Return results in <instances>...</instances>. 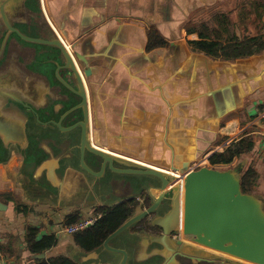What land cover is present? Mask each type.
I'll use <instances>...</instances> for the list:
<instances>
[{
  "label": "crops",
  "instance_id": "obj_1",
  "mask_svg": "<svg viewBox=\"0 0 264 264\" xmlns=\"http://www.w3.org/2000/svg\"><path fill=\"white\" fill-rule=\"evenodd\" d=\"M42 9L73 58H81L92 72L89 81L83 78L90 139L98 149L168 172L190 171L192 161L209 164L211 155L246 132L256 145L264 136L259 128L264 127V52L229 60L221 56L228 54L224 51L215 57L193 47L202 36L207 41L221 37L226 45L233 38L263 35L264 0H42ZM151 32L166 45L151 49ZM262 157L254 151L234 163L244 165V172ZM60 159L35 169L24 162L17 144L0 151V264H37L26 250L28 227L38 229V239L57 237L47 258L96 264L82 263L89 253L55 224L64 225L76 211L82 220L94 217L96 208L138 195V185L120 175H110L112 184L99 179L101 185L95 186L78 165L61 173L56 170L62 168ZM63 210L68 213L57 221ZM111 246L123 247V239ZM150 251L143 240L129 259L145 261ZM97 255L112 257L113 264L121 260L106 251Z\"/></svg>",
  "mask_w": 264,
  "mask_h": 264
},
{
  "label": "water",
  "instance_id": "obj_2",
  "mask_svg": "<svg viewBox=\"0 0 264 264\" xmlns=\"http://www.w3.org/2000/svg\"><path fill=\"white\" fill-rule=\"evenodd\" d=\"M29 0H0V29L6 27L10 32H16L24 41L35 43L47 48L45 52L52 57V63L56 67L55 78L58 84H54L57 89L50 90L52 79L49 75H34L36 83L24 82L23 92L34 90L36 94L44 95L46 101L52 100L60 108V112L66 108L70 111L66 115H71V121H65L70 127H62L64 121H52L51 125L57 127L61 133L75 134L77 129L81 130L82 136L80 149L92 154L101 160V171L96 173L88 168L82 157V168L88 171L93 177L114 182L110 175L105 173L110 170L115 175L120 176H142L155 178L163 183L162 191H165L169 180L174 177L163 171L137 163L131 159H122L111 155L93 146L90 139V113L88 105L87 90L84 83L91 79V70L84 65V61L71 55L64 43L57 36L48 22L42 0H37V12L32 11L27 3ZM32 21L41 32L37 38L22 34L12 27L13 22ZM4 25V27H3ZM76 59V60H75ZM80 67V68H79ZM84 77V78H83ZM66 88L68 93L63 92ZM41 91V92H40ZM56 91V95H52ZM60 92V96L58 93ZM27 99V98H26ZM59 115V113H57ZM10 121L0 122L1 132L8 136L6 139L0 133L6 149L10 144H22L26 142L25 126L26 121H18L15 126L9 124ZM64 126V125H63ZM72 134V135H73ZM60 151V150H58ZM56 158L58 153L51 150ZM54 153L56 154L54 156ZM43 157L37 156V160ZM55 162V161H54ZM58 166L69 168L68 162L61 158ZM178 169L174 170L176 174ZM183 180V181H181ZM180 197L183 210V228L186 237L190 238V243L178 252L185 260V264H211L222 262L228 264H264V201L253 194H244L241 189V175L233 170H219L216 168L201 167L190 170L180 179ZM154 207L142 210L137 209L138 215L134 214L121 227L112 233L103 243V249L112 256H120L118 264H126L131 250L137 255L143 244V239L137 234L130 233V230L146 218H150L154 212ZM164 230L163 227L160 226ZM128 233L125 237L124 234ZM164 233L149 243L151 256L145 261L135 259L134 264H165L169 258V252L165 250L166 243L162 238ZM123 239L124 246L130 249L115 248L111 242L120 238ZM158 250L154 252L153 250ZM96 252L89 253L87 259L82 262L99 261L94 258ZM172 256V254H171ZM98 257V255H97ZM47 258L46 253L33 255L32 260H43ZM113 258H104V263L113 264Z\"/></svg>",
  "mask_w": 264,
  "mask_h": 264
},
{
  "label": "flooded vegetation",
  "instance_id": "obj_3",
  "mask_svg": "<svg viewBox=\"0 0 264 264\" xmlns=\"http://www.w3.org/2000/svg\"><path fill=\"white\" fill-rule=\"evenodd\" d=\"M27 5L34 12H37L39 8L37 7V0H29ZM34 23L32 21H25V23L16 21L11 25L22 34L37 38L41 32V27ZM47 50L42 45L22 40L16 32H10L6 27L0 29V122H4V125L8 127L5 121H26V142L23 145H17L24 162L29 166L36 169L43 163L47 161L54 162L53 160L60 157L68 162V167L78 165L79 170L85 177L92 179L95 186H100L101 181L90 175L80 165L83 157L88 168L99 173L102 164L100 159L86 151L82 155L80 149L81 130L77 129L75 134L73 132L60 134L58 128L50 124L52 121H64V127H70V124L65 121H71V115H66L71 107L60 112V107L54 101L44 102L41 100V94L35 93V89L27 91L28 93L22 91L24 90V82L36 83L34 75L37 74L49 75L53 81L50 90L57 89L54 86V84H58L55 78L56 67L52 63V57L45 53ZM63 92L68 93V90L64 88ZM52 93V95H56V91H52ZM58 96H60V92ZM0 133L5 139L8 137L1 130ZM0 148V151L4 148V141L1 136ZM51 150L58 153L56 158L49 156L53 155ZM39 155L43 157L42 160H37ZM56 170L63 173L65 168L62 167ZM109 175L112 176L114 173L110 171ZM176 176L175 174L174 179L169 180L164 192L162 191L163 183L158 179L148 178L142 182L136 179L137 176H131V179H128L130 180L128 183L135 185L133 184L135 182L139 187L138 195L130 199L134 202L135 207L133 215L141 213L140 211L137 212L139 208L144 210L154 207L155 209L150 218L148 217L138 223L130 230V233L137 234L144 241L147 240L148 243L161 239L159 237L166 233L162 240L166 243L165 250L170 255L165 264H185L183 257L177 254L187 241L191 240L184 233L180 197L181 185L180 181L176 180ZM74 213L80 212L76 211ZM103 243L99 248L88 253L96 252L100 254V252L105 251ZM122 248L130 249L127 246ZM153 251L157 252L158 250ZM100 261H96V264L104 263V258H101Z\"/></svg>",
  "mask_w": 264,
  "mask_h": 264
},
{
  "label": "trees",
  "instance_id": "obj_4",
  "mask_svg": "<svg viewBox=\"0 0 264 264\" xmlns=\"http://www.w3.org/2000/svg\"><path fill=\"white\" fill-rule=\"evenodd\" d=\"M256 4L254 1L252 5ZM220 18V17H219ZM205 36H202L200 41L193 43V47L201 52L215 57L221 55L226 59L234 60L236 58H247L264 52V34L255 37L247 38L244 41H239L233 38L226 45H223L219 39L215 41H207ZM229 40V39H228ZM166 42L156 33H150L149 47L151 49L163 47ZM220 51L221 54H219ZM256 148V138L251 132H246L238 140L232 141L227 148L222 152H216L208 159L211 167L230 166L235 161L242 162L243 157L254 153ZM260 174L255 167L254 160L247 167L241 176V189L244 194H254L258 187ZM135 207L131 200L125 201L112 207H98L94 211L95 216L101 218L90 229L79 232L74 236L75 244L85 252H91L99 248L102 243L119 227H121L129 218L133 216ZM82 220L80 213L70 214L65 217L64 225L70 226ZM38 229L28 227L25 237L26 250L32 254H42L51 251L58 244L55 235H46L38 239ZM37 264H78L72 259L65 256L48 257L43 260H35Z\"/></svg>",
  "mask_w": 264,
  "mask_h": 264
},
{
  "label": "rangeland",
  "instance_id": "obj_5",
  "mask_svg": "<svg viewBox=\"0 0 264 264\" xmlns=\"http://www.w3.org/2000/svg\"><path fill=\"white\" fill-rule=\"evenodd\" d=\"M62 127H64L63 125H62ZM65 128V127H64ZM259 128L260 129H262V130H264V127H262V126H259ZM58 131L60 132V130L58 129ZM60 134H61V132H60ZM256 150H255V153L259 156V157H261V156H264L262 153H261V149L263 148L264 149V136H260V138H259V143H257V145H256ZM1 149V148H0ZM240 163H242V162H240ZM254 163H255V166H256V169H257V171L259 172H261V174H260V182H259V185H258V187H257V190H255V194H254V196H256L257 198H259V199H261V200H263L264 201V184H263V181H264V157H262L261 158V161H258V159L256 158V159H254ZM80 165H81V167H82V164L80 163ZM257 165L259 166L258 168H257ZM201 167H209V168H213V167H211L209 164H207V163H205V164H199L198 162H196V161H192V164H191V167H190V170H195V169H200ZM243 168H244V165H243V167H242V164H238V163H234L233 165H230V166H226V167H222V166H217L216 167V169H219V170H233V171H236V172H239V174H240V172H243ZM159 170H161V171H163L164 173H166V174H170V175H175V173H174V170L175 169H171L172 171L171 172H168L166 169H159ZM189 170V169H188ZM188 170H178V172L176 173V180H178V182L180 181V179L182 178V176L185 174V172H188ZM109 172H110V170H106L105 171V173L107 174V175H109ZM173 172V173H172ZM263 177V178H262ZM149 177H142V176H137L136 177V179H138L139 180V182H142L143 180H145V179H148ZM101 179V178H100ZM122 179H131V176H122ZM101 181V180H100ZM68 212H65V210H63L58 216H57V218H56V220L58 221L59 220V218L60 217H62L63 215H65V214H67ZM61 224V223H60ZM60 224H55V226H56V228L58 229V228H61V227H63V226H65V225H62V226H60L59 227V225ZM126 264H134V262L131 260V259H129L128 258V260H127V262H126ZM247 264V263H246Z\"/></svg>",
  "mask_w": 264,
  "mask_h": 264
},
{
  "label": "built area",
  "instance_id": "obj_6",
  "mask_svg": "<svg viewBox=\"0 0 264 264\" xmlns=\"http://www.w3.org/2000/svg\"><path fill=\"white\" fill-rule=\"evenodd\" d=\"M226 147V146H225ZM183 181V180H181ZM99 217L95 218V217H90L87 219H83L80 222L70 225V226H63L59 229V231L61 233H65L67 235H75L79 232H82L84 230H86L87 228H89L90 226L94 225L96 223V221L98 220Z\"/></svg>",
  "mask_w": 264,
  "mask_h": 264
},
{
  "label": "bare ground",
  "instance_id": "obj_7",
  "mask_svg": "<svg viewBox=\"0 0 264 264\" xmlns=\"http://www.w3.org/2000/svg\"><path fill=\"white\" fill-rule=\"evenodd\" d=\"M230 126V125H229ZM228 128H230V127H228Z\"/></svg>",
  "mask_w": 264,
  "mask_h": 264
}]
</instances>
